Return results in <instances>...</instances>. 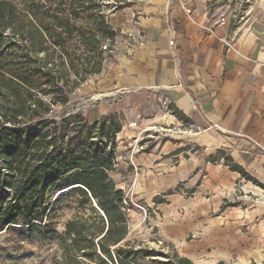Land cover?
Returning <instances> with one entry per match:
<instances>
[{"label": "trees", "instance_id": "16d2710c", "mask_svg": "<svg viewBox=\"0 0 264 264\" xmlns=\"http://www.w3.org/2000/svg\"><path fill=\"white\" fill-rule=\"evenodd\" d=\"M104 1L0 0V232H55L47 220L59 196L50 197L65 190L93 214L65 222L53 264H197L175 249L126 241L122 204L129 200L110 178L119 118L108 113L90 122L67 109L75 90L102 71L103 41L115 35L103 8L129 6ZM230 169L244 174L237 164Z\"/></svg>", "mask_w": 264, "mask_h": 264}, {"label": "crops", "instance_id": "0c3cea01", "mask_svg": "<svg viewBox=\"0 0 264 264\" xmlns=\"http://www.w3.org/2000/svg\"><path fill=\"white\" fill-rule=\"evenodd\" d=\"M257 8L260 15L236 25L216 16L210 0H142L125 8L136 15L137 42L112 69L103 95L109 102L86 117L116 113L121 138L129 123L162 103L203 129L197 145H232L244 174L205 175L226 204L216 200L212 209L214 219L224 220L225 248L211 264H264V3ZM169 152L162 147L156 159Z\"/></svg>", "mask_w": 264, "mask_h": 264}, {"label": "rangeland", "instance_id": "374dc122", "mask_svg": "<svg viewBox=\"0 0 264 264\" xmlns=\"http://www.w3.org/2000/svg\"><path fill=\"white\" fill-rule=\"evenodd\" d=\"M124 1L129 3L128 7H134L142 0H119V5ZM113 3L114 0L104 1L106 5ZM263 3L264 0H210L214 14L232 25L260 15L257 7ZM128 7L103 8L115 35L112 40L103 41L106 46L102 71L75 90L68 110H77L87 117L98 105L109 102L103 95L111 89L112 69L118 67L137 42L132 33L136 15L123 12ZM156 104L153 113L145 120L129 123L121 138L116 136L115 140L117 164L110 178L129 200L125 206L129 227L126 241L135 245L143 242L164 253L175 249L198 264H211L222 257L225 248L224 220L214 219L218 211L212 209L216 200L221 199V208L226 204L222 196H216L214 181L210 182L205 175L210 171L211 176H221L230 170L234 163L230 155L232 145L228 142H218L212 148L197 145L195 139L203 129L188 118L181 119L169 105ZM55 110L61 112L63 108L57 106ZM162 147L170 152L156 159ZM198 184L202 185L200 190L195 188ZM213 189L215 192H211ZM62 191L50 197L53 201L59 196L47 220L55 232L23 226L0 232V264H53L60 258L65 222L75 216L93 214L90 206L78 203L77 193Z\"/></svg>", "mask_w": 264, "mask_h": 264}, {"label": "built area", "instance_id": "2783aa9c", "mask_svg": "<svg viewBox=\"0 0 264 264\" xmlns=\"http://www.w3.org/2000/svg\"><path fill=\"white\" fill-rule=\"evenodd\" d=\"M184 10H185V12H186L187 14H190V12H191L189 8H184ZM173 37H174V36H172V39H171L170 42H169L170 45H173ZM198 128H199V127H198ZM126 205H127L126 201H123L122 209H125V208H126V207H125ZM127 210H128V209H127Z\"/></svg>", "mask_w": 264, "mask_h": 264}, {"label": "water", "instance_id": "95a60500", "mask_svg": "<svg viewBox=\"0 0 264 264\" xmlns=\"http://www.w3.org/2000/svg\"><path fill=\"white\" fill-rule=\"evenodd\" d=\"M61 192H63V191H61Z\"/></svg>", "mask_w": 264, "mask_h": 264}]
</instances>
